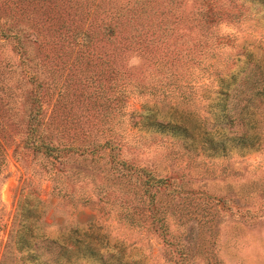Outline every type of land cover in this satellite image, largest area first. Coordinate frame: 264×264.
<instances>
[{"label":"rangeland","instance_id":"obj_1","mask_svg":"<svg viewBox=\"0 0 264 264\" xmlns=\"http://www.w3.org/2000/svg\"><path fill=\"white\" fill-rule=\"evenodd\" d=\"M210 1L207 6L204 0L161 3L186 15L212 7L211 38L203 54L195 51V64L187 66L188 71L185 59L180 61L179 70L192 72V80L184 82L188 76L177 81L190 105L180 96L162 102L161 96L137 92L123 104L106 105L101 89L94 92L92 86L76 82L80 66L57 110L71 132L79 130L65 139L97 145L111 138L115 148L63 156L53 180L47 157L23 154L27 151L20 146L16 155L13 146L8 148L0 169V264H44L39 237L72 248L79 239L88 246L84 258L72 256L69 261L63 256L60 264H264L263 123L251 128L254 140L246 141L233 136L249 127L248 115L243 126L214 124L221 100L219 80L210 83L208 73L209 63L219 65L231 86L230 75L249 59L264 68V11L250 0ZM240 4L242 13L233 16ZM215 11L217 16L211 15ZM197 37L193 32L188 44ZM219 38L225 43H218ZM127 62L136 70L144 67L136 56ZM98 83L103 88L104 80L96 87ZM146 112L163 129L151 125ZM112 158L167 178L166 189H150L167 241L149 226L148 198L143 195V203L139 198L142 176L119 177ZM81 197L88 201L76 208Z\"/></svg>","mask_w":264,"mask_h":264},{"label":"trees","instance_id":"obj_2","mask_svg":"<svg viewBox=\"0 0 264 264\" xmlns=\"http://www.w3.org/2000/svg\"><path fill=\"white\" fill-rule=\"evenodd\" d=\"M163 1L0 0V169L12 146L16 155L20 146L27 151L23 154L47 157L52 180L60 172L63 156L77 152L94 154L100 147L115 148L111 138L97 145L65 139L78 134L79 130L71 132L57 110L80 66L76 82L83 88L92 86L94 92L101 89L106 105L113 101L123 104L134 92L161 96L162 102L165 98L172 102L180 96L183 103L190 105L177 81L188 76L189 80L184 82L192 80V72L189 70L186 75L179 70L180 61L185 59L183 67L188 71L187 66L195 64V51L203 54L211 38L209 26L214 20L208 13L212 7L208 6L206 11L196 8L186 15L179 11L174 13L168 5L161 6ZM204 1L206 6L212 3ZM250 3L264 11V0H250ZM243 6L234 8L231 14L239 16ZM211 15L217 16V12ZM193 32L198 37L188 44ZM224 40L219 38L218 43H225ZM131 56L142 59L144 67L136 70L129 65L127 61ZM208 66L211 68L208 73L212 75L210 83L219 80L216 91L221 97L219 113L213 123L243 126V119L248 115L249 127L242 128L241 133L233 137L254 140L251 128L260 120L264 128L262 64L250 59L244 62L238 71L243 74L240 79H237L238 73L230 75L231 86L222 77L225 73L218 69L219 65L209 63ZM100 79L105 82L103 88L100 83L96 87ZM208 113L206 111L204 117ZM145 116L151 125L163 129L154 122L152 113L146 112ZM112 162L114 166L119 165L115 170L121 173V178L132 179L133 174L142 176L139 198L142 203L143 195L148 198L149 226L156 232L159 230L163 241H167L162 218L156 217L159 209L152 206L154 194L150 193L153 187L166 189L170 185L167 178H156L144 167L136 168L124 159L112 158ZM87 201V198H78L75 207ZM39 238L37 244L44 264H60L63 256L69 261L72 256L84 258L88 250L79 239L73 240L76 248H72L57 239Z\"/></svg>","mask_w":264,"mask_h":264}]
</instances>
